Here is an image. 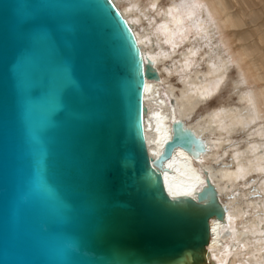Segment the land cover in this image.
Returning <instances> with one entry per match:
<instances>
[{"label":"water","instance_id":"obj_1","mask_svg":"<svg viewBox=\"0 0 264 264\" xmlns=\"http://www.w3.org/2000/svg\"><path fill=\"white\" fill-rule=\"evenodd\" d=\"M158 73L113 0H0V264H208L212 183L163 173L203 143L182 121L147 149Z\"/></svg>","mask_w":264,"mask_h":264},{"label":"bare ground","instance_id":"obj_2","mask_svg":"<svg viewBox=\"0 0 264 264\" xmlns=\"http://www.w3.org/2000/svg\"><path fill=\"white\" fill-rule=\"evenodd\" d=\"M113 1L159 76L145 80L148 152L159 155L175 121L205 147L195 157L177 149L163 176L172 195L198 191L206 179L215 187L224 219L209 220L208 264H264V0H181L166 8L151 0L148 9L139 0ZM232 66L237 105L193 120ZM238 134L244 139L234 142Z\"/></svg>","mask_w":264,"mask_h":264},{"label":"rangeland","instance_id":"obj_3","mask_svg":"<svg viewBox=\"0 0 264 264\" xmlns=\"http://www.w3.org/2000/svg\"><path fill=\"white\" fill-rule=\"evenodd\" d=\"M140 4L142 7L148 9L147 4L149 1L151 0H139ZM160 1V6L162 8H166L168 6H170L171 3H179L178 1L181 0H159ZM124 6V5H122ZM153 15L155 13H152ZM155 18H157V15L155 14ZM143 26L147 25V22H143L142 23ZM140 27V26H139ZM220 36L216 37L215 39H217L219 41ZM187 48V44H183L181 46V48L178 49L179 52H177L176 54V59H178V56H180L184 51H186ZM171 62L167 61L166 65H170ZM201 69H203V66L201 67ZM237 68L232 66L231 69L229 70L228 73V78L226 80V85L221 89L220 92H218L214 97L210 98L205 104L201 105L197 110L196 113L193 117V120H200L201 116H204L207 113H210L213 110H216L217 108L220 107H234L235 105H237V100H236V96L234 94V85L233 82H235V80L238 79V72H237ZM170 82L175 85L176 87H178L179 83L176 80V76L175 75H171L170 77ZM244 138L242 137V135L238 134L236 136L233 137V141L234 142H240L242 141ZM228 160H224L222 163H228ZM201 163V161H199ZM221 165V163L219 164Z\"/></svg>","mask_w":264,"mask_h":264}]
</instances>
